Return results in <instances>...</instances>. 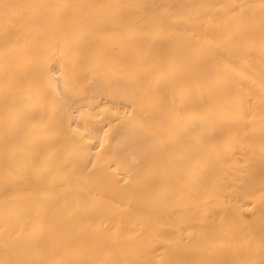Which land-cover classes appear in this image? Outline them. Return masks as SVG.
<instances>
[{"label": "bare ground", "instance_id": "obj_1", "mask_svg": "<svg viewBox=\"0 0 264 264\" xmlns=\"http://www.w3.org/2000/svg\"><path fill=\"white\" fill-rule=\"evenodd\" d=\"M0 264H264V0H0Z\"/></svg>", "mask_w": 264, "mask_h": 264}]
</instances>
